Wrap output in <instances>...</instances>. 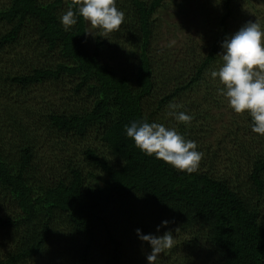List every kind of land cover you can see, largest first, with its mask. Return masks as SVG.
<instances>
[{
  "label": "trees",
  "instance_id": "16d2710c",
  "mask_svg": "<svg viewBox=\"0 0 264 264\" xmlns=\"http://www.w3.org/2000/svg\"><path fill=\"white\" fill-rule=\"evenodd\" d=\"M189 1L196 36L171 49L157 22L174 0H116L107 34L63 26L73 0H0V264H148L137 228L174 236L157 264H264V135L210 77L227 36L264 28V0ZM133 120L195 141L197 169L140 151Z\"/></svg>",
  "mask_w": 264,
  "mask_h": 264
},
{
  "label": "clouds",
  "instance_id": "9594fccd",
  "mask_svg": "<svg viewBox=\"0 0 264 264\" xmlns=\"http://www.w3.org/2000/svg\"><path fill=\"white\" fill-rule=\"evenodd\" d=\"M215 3L219 4L220 0ZM78 16L102 34L119 30L124 21V13L117 8L116 0H73L60 22L67 28L76 24ZM221 48L222 62L218 69L210 71V77L222 85L218 91L227 99L231 110L246 114L252 131L264 135V28L256 21L246 22L221 42ZM180 107L170 103L168 114L187 125L192 116L179 111ZM125 133L140 151L177 170L192 173L201 160L202 153L196 149L195 141L163 123L133 120L125 125ZM167 223V220L161 221V225ZM159 228L160 225L157 231ZM135 232L139 240L151 247L146 256L148 264H157L160 254L174 246L171 232L143 234L139 228Z\"/></svg>",
  "mask_w": 264,
  "mask_h": 264
},
{
  "label": "rangeland",
  "instance_id": "374dc122",
  "mask_svg": "<svg viewBox=\"0 0 264 264\" xmlns=\"http://www.w3.org/2000/svg\"><path fill=\"white\" fill-rule=\"evenodd\" d=\"M174 1L175 3L168 4L163 11H159L157 22L160 32L157 45L167 44L171 49L181 47L187 34L195 37L197 32V26L193 25L195 22L192 24L188 21L193 17L190 11L192 3L189 0ZM38 149L40 156L45 157L44 155L47 152L45 145L42 144Z\"/></svg>",
  "mask_w": 264,
  "mask_h": 264
}]
</instances>
